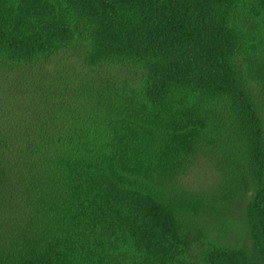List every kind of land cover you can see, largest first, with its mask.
Here are the masks:
<instances>
[{
  "label": "trees",
  "instance_id": "obj_1",
  "mask_svg": "<svg viewBox=\"0 0 264 264\" xmlns=\"http://www.w3.org/2000/svg\"><path fill=\"white\" fill-rule=\"evenodd\" d=\"M0 264H264V0H0Z\"/></svg>",
  "mask_w": 264,
  "mask_h": 264
},
{
  "label": "rangeland",
  "instance_id": "obj_2",
  "mask_svg": "<svg viewBox=\"0 0 264 264\" xmlns=\"http://www.w3.org/2000/svg\"><path fill=\"white\" fill-rule=\"evenodd\" d=\"M209 166L206 164H199V166L196 167V170L192 171L186 177L187 183L186 185L190 188L194 189L195 191H203V190H211L213 186L215 185L216 181L218 180V177L213 174V172L208 168ZM194 172V173H193ZM238 209V208H237ZM228 218L231 219V225H230V232L228 233V236L225 239V242L228 244H240L248 245L249 240L244 234H241L240 230V222L243 220V217L241 213H239V210H234L229 212ZM243 235L242 242H238V238Z\"/></svg>",
  "mask_w": 264,
  "mask_h": 264
}]
</instances>
